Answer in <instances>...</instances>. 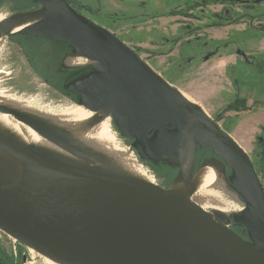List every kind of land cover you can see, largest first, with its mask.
<instances>
[{
  "label": "water",
  "instance_id": "1",
  "mask_svg": "<svg viewBox=\"0 0 264 264\" xmlns=\"http://www.w3.org/2000/svg\"><path fill=\"white\" fill-rule=\"evenodd\" d=\"M33 2L40 7L12 13L14 18L0 34L16 23L43 17L5 36L65 44L62 68L66 58L98 64L72 68L77 71L61 86L66 95L92 113L112 109L115 129L130 142L140 164L146 165L144 160L178 172L166 187L155 178L65 160L0 134V151L20 166L14 180L0 162V231L57 264H264V187L245 150L134 51L77 13L67 0ZM0 113L65 150L63 143L72 141L10 105H0ZM190 144V180L206 166H224L244 206L241 212L231 217L211 213L172 190L181 174L180 158ZM199 151L209 158L200 163ZM234 227L243 228L248 240Z\"/></svg>",
  "mask_w": 264,
  "mask_h": 264
},
{
  "label": "rangeland",
  "instance_id": "2",
  "mask_svg": "<svg viewBox=\"0 0 264 264\" xmlns=\"http://www.w3.org/2000/svg\"><path fill=\"white\" fill-rule=\"evenodd\" d=\"M73 1L80 9L83 8L85 18L111 32L159 77L199 106L223 131L243 146L264 187V24L258 23L264 20L263 3L246 8L225 0L224 4L215 2V6L201 9L196 13L194 11L193 15H189L190 10L186 7L195 3L202 4L204 0ZM157 1L160 3L156 5ZM136 4L147 14L152 11L164 12L169 8H172L169 9L170 11L185 8L178 16L183 20L179 24H187V29L189 27L188 34L181 29L179 34H175L178 23H174L176 26L170 23L171 28L165 21L162 26L157 22H154L156 27L153 26L150 24L149 16L140 12ZM19 6L23 7L21 3ZM9 9L1 7L0 13L12 14ZM212 24H218V28H214L212 34L209 31L210 35H205L204 30ZM168 28L174 36L169 37ZM197 33L203 35L194 36ZM211 36L213 40L209 38ZM12 38L5 36L0 50V95L22 98L33 103V106L50 112L77 106L66 94L38 77L28 63L19 39ZM31 39H33L31 42L38 46L48 47V51L66 49V45L62 43L41 40L37 37ZM214 50L219 52L214 58L215 62L204 61ZM238 53L252 57L248 62L237 55L236 60L228 61L225 69L223 65H219L220 56L226 57ZM46 55L49 56L48 53ZM98 66L82 58L63 60V67L67 69ZM57 82L60 86L63 85V81ZM236 100L244 101L245 109L226 112V108ZM106 119L102 120L110 123L111 140H101L103 142L101 147L95 148L68 140L63 143L68 152L72 153L80 163L107 168L109 165L105 161V156L113 153L118 146L132 153L134 159L141 163L129 147L130 142L122 138L115 129L113 119ZM96 148L101 149L100 152L98 149L95 150ZM142 166L149 175L163 184V181L158 180L159 178L157 179L146 165ZM208 168L213 175L206 191L191 193L188 199L211 213L220 211L231 217L233 213L241 212L242 210L234 209L236 202L241 207L242 204L228 183L224 166L214 164ZM0 244L9 253L13 252L14 248L18 253L21 251L23 264H47L46 257L28 249L2 231H0Z\"/></svg>",
  "mask_w": 264,
  "mask_h": 264
},
{
  "label": "bare ground",
  "instance_id": "3",
  "mask_svg": "<svg viewBox=\"0 0 264 264\" xmlns=\"http://www.w3.org/2000/svg\"><path fill=\"white\" fill-rule=\"evenodd\" d=\"M13 18L14 16L12 14L0 13V29L4 27ZM42 18L43 17L28 20L23 23H16L13 26L5 28L4 32L0 34V50L6 32L17 34L25 28L40 21ZM180 94L189 103L195 105L185 95H183L182 93ZM0 104H6L17 108L18 110L29 114L38 122H42L45 125H50L54 127L56 131L60 133L61 136H66L70 140L76 141L90 148L101 147L103 143L101 142V140H111L112 138L110 135V123L108 121L102 120L103 118H107L106 120L112 118V109H104L97 113H92L82 107L71 106V108L65 107L64 109L61 108V110L50 112L35 107L32 105L33 103L23 100L22 98L6 95H0ZM0 134L8 136L9 138H11L22 146H26L35 150H40L65 160L80 163L72 153L67 152V150H65L64 148L53 143L47 138L46 135L37 133L33 128L26 125L25 123L19 122L15 118L1 113ZM97 149L98 148H96L95 150ZM100 150L98 149L99 152ZM128 152L129 151H126L121 147H115L113 153H111L110 155L108 153V156H105V161L107 162L109 167H104L103 169L139 176L148 180H155L152 175H149L147 171L143 168V166L136 159H134L135 156L133 157L131 155L132 153L130 154ZM193 160L194 145L190 144L188 146L186 154L180 158V164L182 166L181 174L178 180L175 181L172 186V190L174 192H177L186 198H188L191 193L206 191L213 175V173L210 171V168L206 166L199 171L195 179L190 180L189 173L193 164ZM0 162L5 165L7 172L9 173L12 179L15 180L19 177V164L2 151H0ZM235 205L234 209H237L236 211L243 210L244 208L243 205L241 207L237 202L235 203ZM46 262L47 264H57L49 258H46Z\"/></svg>",
  "mask_w": 264,
  "mask_h": 264
},
{
  "label": "flooded vegetation",
  "instance_id": "4",
  "mask_svg": "<svg viewBox=\"0 0 264 264\" xmlns=\"http://www.w3.org/2000/svg\"><path fill=\"white\" fill-rule=\"evenodd\" d=\"M24 0H5L6 3H4L3 5L0 6V8L2 7H7V8H10L9 10L13 13H21V12H24V11H28L30 9H25V8H22V6H19V3L23 2ZM69 5L71 7H73L75 9V11H77V13H79L80 15L84 16L83 14V8L80 9L79 6L76 4L75 1L73 0H67ZM224 1L225 0H204L202 4L200 3H195L194 5L192 6H189V7H186L187 10H190V13L189 15H193L192 13H196V11H200L201 9H204V8H210L212 7L213 5L215 6V4L218 2H221V4H224ZM216 2V3H215ZM228 2L232 3V4H237L239 6H243L246 8H251L255 5H261L262 3L264 4V0H228ZM160 1H157L156 2V5L159 4ZM240 3V4H239ZM12 6V7H11ZM136 6L138 7V9L140 10V12H143L150 20V24H152L153 26L156 27V25H154V22H157L158 24L160 23V25L162 26L163 25V22H167L168 23V27H172V26H176L174 25V23H178L177 25H179L177 27V31H176V35L179 34V31L180 29L181 30H185L184 33H186L187 31H189V27L188 29L186 28L187 24H179L180 21H183L182 19L179 18V14L181 12L182 9H185V8H178L177 10H169V9H172V8H169L167 9L166 11H162V12H149L148 14L145 13V11H142L139 7V5L136 4ZM217 6V5H216ZM40 7L39 5H37L36 7H32L33 9L35 8H38ZM88 9V8H87ZM170 11V12H168ZM173 11V12H172ZM172 12V13H171ZM177 13V14H175ZM166 14H170V15H166ZM181 15V14H180ZM145 16V17H146ZM85 17V16H84ZM146 17V18H147ZM191 17V16H190ZM258 19V18H257ZM260 19V18H259ZM258 19V20H259ZM170 20V21H168ZM264 21V20H263ZM263 21H259L258 23L263 25L264 22ZM254 22H255V19H254ZM172 26H171V24ZM153 26H152V31L151 33L153 32ZM195 28L196 27H199V26H194ZM228 27V26H227ZM170 28H168L167 30L169 31L168 34L170 33V36L169 37H172L174 36L173 33H171V30ZM193 28V27H191ZM214 28H218V24L217 25H214L212 24L211 26H207V28L204 30V33L205 35H210L212 34L213 32V29ZM210 31V32H209ZM210 34H209V33ZM188 34V32L186 33ZM159 35V34H158ZM203 34L202 33H197L196 35L194 36H202ZM193 36V37H194ZM165 37V36H163ZM38 38V37H37ZM211 40H213L212 36L209 37ZM40 39V38H39ZM31 40L33 39H30L28 41H25V42H20L22 44H24V50L30 55L31 59L33 60L35 66L38 68L39 72L42 73L43 75L45 76H52L54 74H56V68L53 64V59L52 57H49L46 55L47 52H48V47L44 46V45H41V46H38L37 44L31 42ZM43 40V39H41ZM173 40V39H172ZM48 41V40H46ZM174 41V40H173ZM172 41V42H173ZM182 42V41H180ZM219 54V52H216L215 50L213 52H210L209 53V56H207V58H205L204 61L206 62H209L210 60H214V58ZM46 55V56H45ZM60 55H63V54H60ZM237 55H239L243 60H246V61H250V58L247 56V54H242V53H238ZM248 58V59H247ZM31 66V65H30ZM61 66V65H60ZM31 68L35 71V68L34 66H31ZM54 85L55 86H59L58 85V82H55L53 81ZM72 99V98H70ZM198 158H199V162H203L206 158H209V154L206 152V151H199L198 152ZM149 164V163H148ZM233 230L238 234L240 235L241 237H243L245 240H248V237H247V233L245 232V230L243 228H240V227H234ZM1 245V244H0ZM2 247V246H1ZM3 248V247H2ZM4 249V248H3ZM5 250V249H4ZM6 251V250H5ZM7 252V251H6ZM9 253V252H8ZM10 255L14 256L15 258L18 259L19 261V264H23V254L21 253V251L18 253L16 251V248H14V251L13 252H10L9 253ZM25 263L27 262V259L24 261Z\"/></svg>",
  "mask_w": 264,
  "mask_h": 264
},
{
  "label": "trees",
  "instance_id": "5",
  "mask_svg": "<svg viewBox=\"0 0 264 264\" xmlns=\"http://www.w3.org/2000/svg\"><path fill=\"white\" fill-rule=\"evenodd\" d=\"M4 3H6L5 0H0V6L3 5ZM21 4L23 5L22 8L30 9V10L33 9L32 7L37 6L33 2V0H24L23 2H21ZM12 37H13L12 38L13 40H14V38H16V39L18 38L20 42L21 41L25 42V41L30 40L33 36L16 35V36H12ZM20 45H21V49L23 50L24 55L26 56V58L28 60V63L31 66H34L35 71H36L35 73L38 75V77H40L43 81H45L46 83H48L50 86H52L56 90L60 91L61 93L67 94V91L64 90L61 86H55L53 81L65 82L69 78L73 77V74L77 70L65 69V68H62V66H60V65H62V59H63V55H64L63 53H61V50L54 49V50L47 52L49 54V56H48L49 59H50V57H52V59H53V64L56 68V74H54L52 76H45L39 72L38 68L35 66L30 55L24 50V44L21 43ZM60 54H63V55H60ZM243 102L244 101H242V100H236L235 103L230 104L226 108L225 111L226 112L232 111V110L240 111L241 109H245L246 106H245V103H243ZM238 104H240V105H238ZM141 161L144 162L147 166H149L151 168V170L157 175V177L163 181V185L166 187L170 186L171 182L173 181V179L175 178V176L178 172V170H172L171 168H168L165 165L153 166L151 164H148L144 160H141ZM0 264H19V261L17 258H15L14 256L10 255L8 252H6L0 245Z\"/></svg>",
  "mask_w": 264,
  "mask_h": 264
},
{
  "label": "crops",
  "instance_id": "6",
  "mask_svg": "<svg viewBox=\"0 0 264 264\" xmlns=\"http://www.w3.org/2000/svg\"><path fill=\"white\" fill-rule=\"evenodd\" d=\"M168 21H170V20H168ZM249 58H251L252 56H250V55H247ZM220 61H219V63H221V64H219V65H223V68L225 69V66L226 65H228V61L229 60H231V59H233V60H236V58H238V56H237V54H231V55H229V56H226V57H222V56H220ZM219 59V58H218ZM211 61H214V60H210L208 63H211ZM215 62V61H214ZM213 64V63H212ZM217 64V63H216ZM218 65V64H217ZM238 143V142H237ZM239 144V143H238ZM240 145V144H239ZM241 146V145H240ZM242 148H243V146H241Z\"/></svg>",
  "mask_w": 264,
  "mask_h": 264
}]
</instances>
